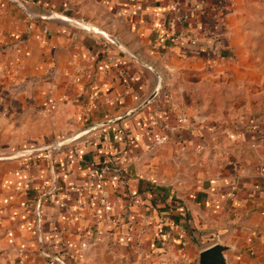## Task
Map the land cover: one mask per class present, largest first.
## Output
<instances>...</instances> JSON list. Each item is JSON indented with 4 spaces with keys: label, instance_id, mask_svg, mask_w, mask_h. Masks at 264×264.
I'll use <instances>...</instances> for the list:
<instances>
[{
    "label": "crops",
    "instance_id": "1",
    "mask_svg": "<svg viewBox=\"0 0 264 264\" xmlns=\"http://www.w3.org/2000/svg\"><path fill=\"white\" fill-rule=\"evenodd\" d=\"M212 243L264 264V0H0V264Z\"/></svg>",
    "mask_w": 264,
    "mask_h": 264
},
{
    "label": "water",
    "instance_id": "2",
    "mask_svg": "<svg viewBox=\"0 0 264 264\" xmlns=\"http://www.w3.org/2000/svg\"><path fill=\"white\" fill-rule=\"evenodd\" d=\"M228 247L220 243H212L198 254V264H228L224 252Z\"/></svg>",
    "mask_w": 264,
    "mask_h": 264
},
{
    "label": "built area",
    "instance_id": "3",
    "mask_svg": "<svg viewBox=\"0 0 264 264\" xmlns=\"http://www.w3.org/2000/svg\"><path fill=\"white\" fill-rule=\"evenodd\" d=\"M165 141H166V138H165V137H161L160 139H158V140L156 141V144L159 145V144L164 143ZM253 146H254V145H253Z\"/></svg>",
    "mask_w": 264,
    "mask_h": 264
}]
</instances>
